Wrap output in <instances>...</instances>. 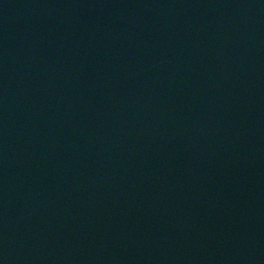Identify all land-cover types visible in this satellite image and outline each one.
I'll return each mask as SVG.
<instances>
[{"label": "water", "instance_id": "1", "mask_svg": "<svg viewBox=\"0 0 264 264\" xmlns=\"http://www.w3.org/2000/svg\"><path fill=\"white\" fill-rule=\"evenodd\" d=\"M0 264H264V0H0Z\"/></svg>", "mask_w": 264, "mask_h": 264}]
</instances>
